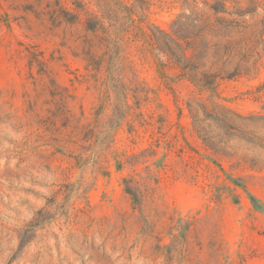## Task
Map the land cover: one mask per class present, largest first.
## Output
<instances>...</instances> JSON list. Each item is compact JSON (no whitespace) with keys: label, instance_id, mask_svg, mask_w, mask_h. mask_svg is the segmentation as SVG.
I'll return each mask as SVG.
<instances>
[{"label":"rangeland","instance_id":"374dc122","mask_svg":"<svg viewBox=\"0 0 264 264\" xmlns=\"http://www.w3.org/2000/svg\"><path fill=\"white\" fill-rule=\"evenodd\" d=\"M216 1L0 0V264H264V0Z\"/></svg>","mask_w":264,"mask_h":264},{"label":"trees","instance_id":"16d2710c","mask_svg":"<svg viewBox=\"0 0 264 264\" xmlns=\"http://www.w3.org/2000/svg\"><path fill=\"white\" fill-rule=\"evenodd\" d=\"M220 5V7H217ZM210 7L215 11H224V1L217 0ZM109 19V17H107ZM77 20L76 15L73 14V22ZM133 21V19H131ZM105 20L101 17H98L96 14L88 13L85 19V30L94 34L98 38V42L101 46H104V51L102 52V60L106 61V69L110 68V61L114 57L118 50V42L121 40V30L119 27L111 24H105ZM175 25V24H174ZM172 26V34H168L165 31L161 30L162 37H156V35L151 34L145 40L146 43L154 50V54L159 57L160 53L165 54L168 57V61L171 62L178 70V76L181 78H186L194 85L204 88L210 91L212 94L216 95V79L221 76V69L218 70H203L200 71V68L204 66L199 61L192 62L191 58H188L186 52L189 48L197 49L198 41L197 38L199 35L197 32L193 33H184L186 29L181 27L177 29ZM126 30L127 29H123ZM115 48V49H114ZM199 53V52H198ZM199 55H196L198 58ZM92 60L93 58L90 57ZM159 59V58H158ZM163 64L158 62V67L161 68ZM251 202L255 205V198L250 196Z\"/></svg>","mask_w":264,"mask_h":264}]
</instances>
